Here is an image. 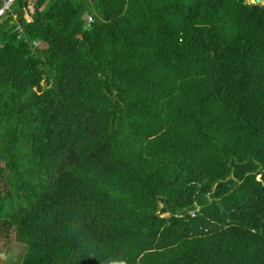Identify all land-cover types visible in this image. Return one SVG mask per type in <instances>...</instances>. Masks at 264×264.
Wrapping results in <instances>:
<instances>
[{
    "label": "trees",
    "instance_id": "16d2710c",
    "mask_svg": "<svg viewBox=\"0 0 264 264\" xmlns=\"http://www.w3.org/2000/svg\"><path fill=\"white\" fill-rule=\"evenodd\" d=\"M8 1L14 264H264V2Z\"/></svg>",
    "mask_w": 264,
    "mask_h": 264
},
{
    "label": "rangeland",
    "instance_id": "374dc122",
    "mask_svg": "<svg viewBox=\"0 0 264 264\" xmlns=\"http://www.w3.org/2000/svg\"><path fill=\"white\" fill-rule=\"evenodd\" d=\"M8 0H3L1 5H0V14L3 13L4 9L8 6ZM264 0H259V3H263ZM30 11L34 10V6L32 4V2H30ZM25 17L27 19H30L28 17V13H25ZM83 20L85 21H91V17H89V15H84L83 16ZM39 41H37L38 43ZM164 215H167V213H165ZM7 238L0 234V264H14L17 262V258L19 256V254L22 253V247L15 242L14 239H12L7 245Z\"/></svg>",
    "mask_w": 264,
    "mask_h": 264
},
{
    "label": "water",
    "instance_id": "95a60500",
    "mask_svg": "<svg viewBox=\"0 0 264 264\" xmlns=\"http://www.w3.org/2000/svg\"><path fill=\"white\" fill-rule=\"evenodd\" d=\"M250 2L257 3V2H259V0H250Z\"/></svg>",
    "mask_w": 264,
    "mask_h": 264
},
{
    "label": "crops",
    "instance_id": "0c3cea01",
    "mask_svg": "<svg viewBox=\"0 0 264 264\" xmlns=\"http://www.w3.org/2000/svg\"><path fill=\"white\" fill-rule=\"evenodd\" d=\"M39 43V42H38Z\"/></svg>",
    "mask_w": 264,
    "mask_h": 264
}]
</instances>
